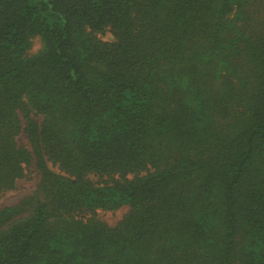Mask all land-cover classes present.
<instances>
[{
    "label": "trees",
    "instance_id": "obj_1",
    "mask_svg": "<svg viewBox=\"0 0 264 264\" xmlns=\"http://www.w3.org/2000/svg\"><path fill=\"white\" fill-rule=\"evenodd\" d=\"M32 171L0 264H264V0H0V194Z\"/></svg>",
    "mask_w": 264,
    "mask_h": 264
},
{
    "label": "rangeland",
    "instance_id": "obj_2",
    "mask_svg": "<svg viewBox=\"0 0 264 264\" xmlns=\"http://www.w3.org/2000/svg\"><path fill=\"white\" fill-rule=\"evenodd\" d=\"M103 38H110L108 33L103 35ZM18 141L25 143L23 134H19ZM36 172L32 171L27 179L17 181L14 189L8 190L0 194V208L5 205H11L22 198L26 193L30 192L36 184ZM127 211V206H122L116 210H98L97 215L101 217L109 225H114L118 222L121 216Z\"/></svg>",
    "mask_w": 264,
    "mask_h": 264
}]
</instances>
